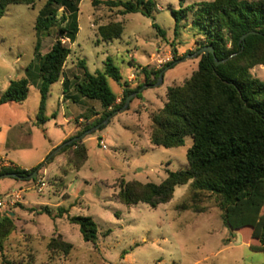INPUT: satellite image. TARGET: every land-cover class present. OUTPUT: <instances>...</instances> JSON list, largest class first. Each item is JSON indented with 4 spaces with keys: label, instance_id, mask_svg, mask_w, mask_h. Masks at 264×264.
I'll return each mask as SVG.
<instances>
[{
    "label": "rangeland",
    "instance_id": "374dc122",
    "mask_svg": "<svg viewBox=\"0 0 264 264\" xmlns=\"http://www.w3.org/2000/svg\"><path fill=\"white\" fill-rule=\"evenodd\" d=\"M94 1L80 2V30L73 43L63 40L71 49L64 69H73L80 77L77 84L84 74L80 61L94 74L102 71L107 58H111L126 80L128 58L143 55L146 61L141 66L155 70L173 60L174 49L178 60L187 59L167 70L162 84L143 90L141 98L135 97L129 110L114 115L105 129L83 140L88 160L79 171L69 170L65 174L67 152L62 154L65 156L62 167L47 173L45 168L50 164L45 163L35 181L0 180V219L8 216L16 226L0 249V264H264V251H255L248 243L249 228L228 241L231 231L224 225L213 200L201 204L204 213L177 209L189 195L190 184L177 187L173 199L157 208L144 203L128 207L114 197V187L121 177L160 184L167 178V170L179 171L188 165L192 138L187 137L181 147L153 146L150 116L164 106L168 87L182 85L197 71L200 60L190 56L201 48L203 38L190 28V21L182 23L187 27H182L176 37L172 11L212 0H153L157 10L152 18L141 13L122 15L121 8L94 6ZM45 5V1H38L35 6L10 5L0 17V95L10 80L29 77L32 82L24 103L0 106V157L26 168L34 167L42 152L50 147V141L57 142L72 129H79L78 115L101 105L75 91L64 93L62 76L50 88L45 109L47 121L34 125L41 101L38 90L41 58L56 40L54 33L40 38L35 30ZM115 22L123 26L121 37L102 41L99 27ZM154 22L165 32L164 38L153 27ZM160 60L162 63H158ZM28 67H32L30 71ZM135 77L137 86L143 78L138 73ZM108 84L115 94L119 93L117 82L108 78ZM138 103L141 106L137 107ZM57 157H53L54 161ZM43 181L46 187L40 193L37 186ZM61 207L69 209L70 216L91 217L98 224L96 245L86 242L80 227L70 223L67 216L52 219L42 213L43 208H49L55 216ZM108 230L112 233L105 237ZM58 235L73 245L68 256L51 257L48 251L50 240Z\"/></svg>",
    "mask_w": 264,
    "mask_h": 264
},
{
    "label": "trees",
    "instance_id": "16d2710c",
    "mask_svg": "<svg viewBox=\"0 0 264 264\" xmlns=\"http://www.w3.org/2000/svg\"><path fill=\"white\" fill-rule=\"evenodd\" d=\"M38 1L46 2L36 20L38 37L56 35L52 48L41 58L38 74L41 101L37 124H43L47 121L45 109L50 88L63 76L71 54V49L63 40L73 43L80 30L78 13L82 0H0V17L5 15L10 5L35 6ZM93 5L121 8L122 15L141 13L149 18L157 10L153 0H96ZM172 14L176 37L182 27H187L182 23L190 21V28L203 38L200 47L212 46L215 50L214 55L198 57L197 71L182 85L168 87L164 106L150 116V142L153 146L165 149L181 147L187 137L192 138L193 144L187 152L188 165L179 171L167 170L168 176L160 184L127 181L121 177L118 186L114 187V197L128 207L144 203L157 208L173 199L177 187L190 184V193L177 206L178 210L204 213L206 210L201 204L207 199L213 200L221 212L224 225L231 231L232 237L228 241L249 228L248 243L251 248L264 251V0H212L173 10ZM153 27L160 36H166L155 22ZM251 32L255 34L241 41ZM122 33L120 22L98 29L104 42L118 39ZM175 45L176 40L172 46ZM178 59L174 49L173 60L158 70L137 65L143 81L134 88L123 79L111 58H107L102 71L94 74L88 72L84 61H80L84 74L76 91L83 98L99 101L101 112L89 109L83 113L82 118L87 123L75 137L120 111L127 97L142 87H153L159 74ZM216 60L222 63L216 65ZM108 78L124 90L119 104L109 87ZM31 85L29 77L12 80L0 95V106L24 103ZM141 96L142 92L136 98ZM67 152L68 169L65 174L69 170L79 171L88 160L84 141L64 147L57 155ZM54 159H50L49 164ZM41 166L31 170L5 167L0 170V175L14 173L27 182L30 181L27 177ZM42 213L52 219L67 216L70 223L80 227L86 242L97 244L99 226L91 217L70 216L69 209L64 207L59 208L55 216L49 208H43ZM15 230L12 218L2 216L0 249ZM111 233L108 230L104 236ZM72 250L73 245L64 241L62 235L52 238L48 244L51 257L68 256Z\"/></svg>",
    "mask_w": 264,
    "mask_h": 264
},
{
    "label": "crops",
    "instance_id": "0c3cea01",
    "mask_svg": "<svg viewBox=\"0 0 264 264\" xmlns=\"http://www.w3.org/2000/svg\"><path fill=\"white\" fill-rule=\"evenodd\" d=\"M158 51V48L156 49V53ZM154 53H152L151 56H153ZM136 57V56H135ZM128 58L127 60V65L129 66V70H128V73H127V79L126 81L128 82V84L130 85L131 88H134L136 86V84L134 83V81H136V77H135V74L138 73L139 74V69L136 67L137 65L141 66V64L146 61V58L145 56H140L139 58ZM153 59V58H151ZM134 64H133V63ZM144 67V66H143ZM136 70V71H135ZM64 80L62 82V85H63V92L64 93H72V92H76V87L77 85V82L79 80V76H77L73 69H69V68H65L64 69ZM138 78V77H137ZM83 80V79H82ZM12 80H10L11 82ZM9 82V84H10ZM82 82V81H81ZM80 82V83H81ZM8 84V86H9ZM40 84V83H39ZM77 84V85H76ZM119 85V84H118ZM138 85V84H137ZM120 87V90H119V93L118 94H114L117 96V104H119L123 98V93H124V90L123 88L119 85ZM8 88V87H7ZM152 88V87H150ZM38 90H39V86H38ZM137 99V98H136ZM141 106L140 103L137 104V107ZM101 105H100V108L99 109H91L93 110L94 112L96 113H100L101 112ZM89 110V109H88ZM87 111V110H86ZM85 111V112H86ZM84 112V113H85ZM57 114H52V116H56ZM82 114L78 115L76 118L77 120V125L79 126V129L78 130H75V129H72L69 133L65 134L63 137H61L57 142H53V141H50L51 145L50 147H48L46 150H44V152H42V154L40 155V158L38 159V161L35 163V165H33L34 167H31V168H26V167H21L19 166V164L13 162V161H10V160H7L5 158H1L0 157V165H2V167H14V168H20V169H23V170H31L37 166H39L42 162V165L45 164V161L47 159V157L54 151L56 150L59 146H61L63 143H65L68 139L72 138V137H75L83 128L84 126L86 125V121H84V119L82 118ZM38 116V114H37ZM46 116V115H45ZM97 116L95 117H92L90 118L89 122H92L95 118H97ZM47 118V117H46ZM37 124V120L36 122H34V125ZM38 125V124H37ZM1 134V133H0ZM3 137H5V134L3 133ZM65 163V156L64 155H59V157L56 158V160L52 163H50L49 167L45 168V171L47 173H50L52 170H57L59 167H62ZM20 181H23V180H20ZM20 190V188L18 189ZM13 192H17V190H13ZM1 195V194H0Z\"/></svg>",
    "mask_w": 264,
    "mask_h": 264
},
{
    "label": "water",
    "instance_id": "95a60500",
    "mask_svg": "<svg viewBox=\"0 0 264 264\" xmlns=\"http://www.w3.org/2000/svg\"><path fill=\"white\" fill-rule=\"evenodd\" d=\"M250 34H255V32H251L249 34H246L245 36L242 37L241 41H243L248 35ZM214 55L215 54V50L212 46H207V47H202L200 49H198L195 54H193L192 58H198L199 56L201 55ZM187 59L184 58L183 60ZM183 60H178L176 62H174L172 65L166 67L160 74H159V79L156 83L155 86H158L159 84H162L163 83V79H164V73L169 70L170 68L174 67L175 65H177L178 63L182 62ZM222 62L221 61H218L216 60V65H220ZM147 88H150L149 86H144L142 87V89L132 95H130L129 97H127L126 99V102H125V105L123 106V108L120 110V111H117L115 112L113 115L109 116L104 122H102L101 124L95 126L94 128L84 132L83 134H81L80 136H77V137H74L72 138L71 140L63 143L61 146H59L56 150H54L50 155L49 157L46 159L45 163L49 162L50 159H52L55 155H57L64 147L68 146V145H72L73 143L75 142H78V141H81V140H84L87 136L91 135V134H94L98 131H100L103 127L109 125L111 119L113 118L114 115L118 114L119 112L121 111H126L128 108H129V105L130 103L132 102V100L137 97L143 90L147 89ZM43 167V165L41 166ZM40 167V168H41ZM39 168V169H40ZM39 169L36 170L32 175H30L29 177H27L28 180H35L39 174ZM6 178H14V179H20V180H23L22 177H19L17 174H14V173H8V174H3V175H0V180L1 179H6Z\"/></svg>",
    "mask_w": 264,
    "mask_h": 264
},
{
    "label": "built area",
    "instance_id": "2783aa9c",
    "mask_svg": "<svg viewBox=\"0 0 264 264\" xmlns=\"http://www.w3.org/2000/svg\"><path fill=\"white\" fill-rule=\"evenodd\" d=\"M158 63H162V61L160 60ZM37 187H38L37 191L41 193V192H43L44 188L46 187V183L43 181ZM0 205H2V202H0Z\"/></svg>",
    "mask_w": 264,
    "mask_h": 264
}]
</instances>
